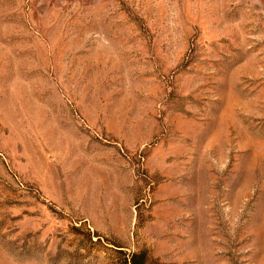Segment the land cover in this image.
Segmentation results:
<instances>
[{
    "label": "rangeland",
    "instance_id": "rangeland-1",
    "mask_svg": "<svg viewBox=\"0 0 264 264\" xmlns=\"http://www.w3.org/2000/svg\"><path fill=\"white\" fill-rule=\"evenodd\" d=\"M264 264V0H0V264Z\"/></svg>",
    "mask_w": 264,
    "mask_h": 264
},
{
    "label": "trees",
    "instance_id": "trees-1",
    "mask_svg": "<svg viewBox=\"0 0 264 264\" xmlns=\"http://www.w3.org/2000/svg\"><path fill=\"white\" fill-rule=\"evenodd\" d=\"M135 264H137L136 262H134Z\"/></svg>",
    "mask_w": 264,
    "mask_h": 264
}]
</instances>
